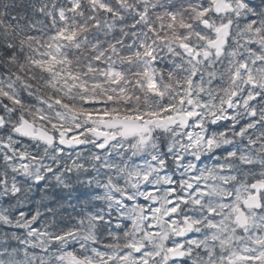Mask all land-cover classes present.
I'll return each instance as SVG.
<instances>
[{
	"label": "clouds",
	"instance_id": "clouds-1",
	"mask_svg": "<svg viewBox=\"0 0 264 264\" xmlns=\"http://www.w3.org/2000/svg\"><path fill=\"white\" fill-rule=\"evenodd\" d=\"M0 264H264V0H0Z\"/></svg>",
	"mask_w": 264,
	"mask_h": 264
}]
</instances>
